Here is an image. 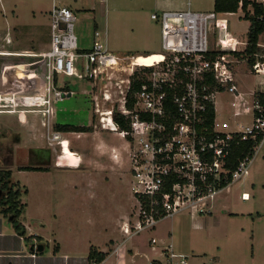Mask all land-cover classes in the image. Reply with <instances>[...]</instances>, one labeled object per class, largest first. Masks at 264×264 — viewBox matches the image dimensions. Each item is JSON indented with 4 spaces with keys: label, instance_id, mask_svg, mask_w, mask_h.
<instances>
[{
    "label": "rangeland",
    "instance_id": "rangeland-1",
    "mask_svg": "<svg viewBox=\"0 0 264 264\" xmlns=\"http://www.w3.org/2000/svg\"><path fill=\"white\" fill-rule=\"evenodd\" d=\"M52 2L59 5L71 4L75 8L74 32L80 47L87 48L91 45L94 26L101 30L106 27L109 50L125 56L123 63L128 64L135 53L163 52L160 44V23L150 17L152 12L160 13L162 10L187 8L194 11H208L213 10L214 0H106V2L0 0V66L24 64L28 69L37 70L36 64H25L32 60L31 57L10 54H14L13 52L38 53L48 47L47 14ZM248 8L251 9V7ZM242 15L243 12L238 10L228 18L230 31L238 38L245 39L249 20L243 19ZM213 39L215 34L209 38V40ZM259 39L264 42V32ZM7 53L10 54L7 55ZM131 67L134 73L147 66ZM237 71L242 91L251 89L253 86L257 87L255 84L264 79L263 75L251 77L244 66L237 68ZM127 73L121 69L113 74L111 82L103 78L94 85L85 79L63 76L64 83L71 90V94L51 101L55 111L52 115H49L48 111L46 114H42V111L27 112V117L24 113L25 121L20 122L15 119L14 113L0 112V131H5L8 142L20 140L13 145L14 149H17V155L23 153L26 147L43 144L50 147L54 156V159L47 164L46 171L18 175L20 180L17 181L21 198L28 203L27 208L23 207L22 215L28 217L31 214L29 217L33 218L35 209L38 207L42 209L41 216H37L40 222L48 223L50 219H53V223L57 222L53 226L54 229L57 226L65 228L69 226L68 229L75 231V233L62 231L57 234L44 231L46 234L42 233V235L49 241L41 242V244H48L45 245V252L59 243L61 248L68 249L78 256H85L90 242L105 246L107 240L105 235H97L98 232H93V227L85 223V217L83 218L81 213V209L85 208V213H91L93 218L98 216L99 204L96 203V199L100 200L102 211L105 207L106 211L114 212L112 216L116 223L124 215H128L127 219L130 223L133 222L137 203L132 193V179L128 169V151L132 144L128 146L127 141L117 132L103 129L98 119L100 110L109 107L112 101L118 104L117 100L121 94L120 87L118 89L115 82L127 77ZM55 82H57L56 76ZM121 87L124 88V83ZM105 91L111 95L109 101L103 98ZM17 95L9 90H0V109H20L21 98ZM229 95L219 93L216 96V109L219 118L232 120ZM93 96H96V100H93ZM96 105L99 108L97 112ZM249 120L250 115L243 116L242 125ZM55 122L90 125L92 130H70L54 138L52 133L57 131L54 127ZM65 138L69 140L71 149L68 141L64 142ZM7 140L4 139V141ZM63 146L74 151L75 160L79 161L78 168H60L54 165ZM12 167V169L15 168L14 165ZM244 191L248 194L247 199L242 198ZM81 196L85 197V207L79 205ZM210 204L209 213L194 214L180 211L162 218L156 224L157 230L156 228L144 229L125 239H121L125 233L119 226L122 234L117 233L116 237L123 243L117 251V257L121 258L122 254L128 255L132 264H149L151 260L159 258L164 262L162 250L172 246L176 252L187 255V264L249 262L251 248L246 246L247 233L243 236L236 235L233 239L225 241L220 240V232L226 228L236 230V228L254 227L264 230V141L253 155L249 172L236 179L230 186L219 190ZM19 218L20 216L16 218V221ZM70 221L72 225L67 224ZM152 236L156 239L157 250L162 252L161 255L153 253L154 250H151L148 245ZM127 245L132 248L131 253L126 250Z\"/></svg>",
    "mask_w": 264,
    "mask_h": 264
},
{
    "label": "built area",
    "instance_id": "built-area-1",
    "mask_svg": "<svg viewBox=\"0 0 264 264\" xmlns=\"http://www.w3.org/2000/svg\"><path fill=\"white\" fill-rule=\"evenodd\" d=\"M258 2L264 4V0ZM234 13L189 8L152 12L150 17L160 23L163 57L140 71L141 83L132 106H128L126 95L133 60L124 64L125 56L109 50L106 27H95L91 45L80 47L74 32L76 13L68 6L51 7L46 49L38 53H7L31 57L25 64H36L37 70L20 67L24 64L0 66V90H9L21 98L20 109H10L16 120L27 112L48 111L52 115L51 101L71 94L63 76L85 79L94 85L103 78L111 82L113 74L121 69L128 72L127 77L115 82L121 94L118 104L112 101L99 111L98 117L103 129L117 132L128 146L132 144L128 169L137 208L133 222L127 219L120 226L125 237L151 229L162 218L180 211L209 213L211 199L225 187L218 183L228 173L230 183L247 174L253 158L239 159L230 171L227 158L231 142L236 138L254 140L255 153L264 141V110L258 98L264 93V79L255 84L257 87L242 91L237 71L244 66L251 77L264 76V42L258 39V50L237 56L235 53L244 50L248 42L230 31L228 16ZM214 34L215 39L209 40ZM219 93L230 94L232 120L219 118ZM93 98L96 100V96ZM103 98L109 101L111 95L105 91ZM30 99H37L39 105L27 104ZM115 112L128 122V129L119 128L113 119ZM246 115L250 120L242 125ZM52 136L57 138L59 134L54 132ZM242 198L247 199L248 194L243 192ZM149 242L155 243V238L152 236ZM162 252L164 262L153 259L149 264H187V255L172 246Z\"/></svg>",
    "mask_w": 264,
    "mask_h": 264
},
{
    "label": "crops",
    "instance_id": "crops-1",
    "mask_svg": "<svg viewBox=\"0 0 264 264\" xmlns=\"http://www.w3.org/2000/svg\"><path fill=\"white\" fill-rule=\"evenodd\" d=\"M53 5L68 6L73 10L75 9L71 6V4L59 5V4H55L54 2H52L51 7ZM49 11L47 14V17H48L47 23H49ZM229 22H230V19H229ZM48 29H49V26H48ZM135 54H139V53H135ZM53 113H55L54 108H53ZM21 115L22 116L19 117L18 120H20V122H24L26 119L25 114L21 113ZM56 132L59 134V136H62L63 133L67 131H56ZM64 140L65 141L67 140L68 145H69V140L66 138ZM262 143H260V145L257 147L256 152L258 151ZM69 148H70V145H69ZM74 159H75V155H74ZM76 161L79 162L77 159ZM54 165L60 168H63V167L78 168L79 167V165L76 167L58 166L56 165V163ZM12 170H13V173H15L17 176L18 175L24 176V175H27L28 173H31V174L40 173L38 171H19L17 172L15 169H12ZM248 172H249V169H248ZM235 181H232L230 184L234 183ZM230 184H228L227 186H230ZM80 199L81 200L79 202V205L85 207V204H84L85 197L81 196ZM20 201L24 204V207L27 208V205H28L27 201L23 200L22 198L20 199ZM95 201L97 204H99L98 205V209H99L98 216L93 218L91 213H88V212L85 213V208L81 209V213H83L82 214L83 218L85 217V223L93 227L94 229L93 232H98L96 233L97 235L104 234L105 239L107 238V240L105 242V246H103L102 244H95L94 242H90L87 246V251H86L85 256H78L77 254H74V252H70L68 249L61 248L59 243L56 244L51 250L49 251L47 250L46 252L44 251L46 248L45 245H48L47 243L49 242L42 235V233L46 234V232L44 231H50L51 234H57L62 231H70L72 233H75V231L73 229L72 230L68 229L69 226H67L66 228L57 226L55 227L56 229H54L53 226L56 225L57 222L53 223V219H50L48 223L40 222L41 220L37 218V216H41L40 214L42 210L41 208L39 209L37 207L35 209L36 211H35V214L33 215L34 216L33 218L29 217L31 216V214L28 215V217L22 214L20 215V218L17 220V222L21 224L19 231L21 230L23 232L22 235L14 227L13 216L11 215L7 217L0 210V264H130V263L132 264V261H130V258L128 257V255L124 254L123 256L122 254L121 258L117 257V251L120 250V246H121V243H123V241L121 242L116 237V234L117 233L122 234V231L119 229V226H121L122 223L127 219L128 215H124V217L120 221L118 219L116 223L115 219H113V216H112L114 212L111 213L110 211H106L105 207L102 211L101 206H100V200L96 199ZM71 222L72 221H70L67 224L72 225ZM153 228L154 229L156 228L157 230V225ZM246 233H247L245 237L247 241L246 246H249L251 248V254H250V261L249 262L245 261L244 264H264V230H259V228H254V227H249L248 229L247 228L246 229L236 228V230H229L228 228H226L224 231L220 232V237H221L220 240L229 241L233 239L236 235L243 236ZM123 238L125 239L126 237L122 235L121 239ZM44 240H46L47 243L41 244V242ZM38 245H42V249L35 250L36 246ZM148 245L151 250H154L153 253H158L159 255H161L162 252H159L157 250L156 242L151 244L148 241ZM90 246H94L98 251H102L105 253V257L103 258L102 261L98 263H94L93 261L88 260L87 255H88ZM131 249L132 248L129 247L128 245L126 246V250H129L130 253L132 251Z\"/></svg>",
    "mask_w": 264,
    "mask_h": 264
},
{
    "label": "trees",
    "instance_id": "trees-1",
    "mask_svg": "<svg viewBox=\"0 0 264 264\" xmlns=\"http://www.w3.org/2000/svg\"><path fill=\"white\" fill-rule=\"evenodd\" d=\"M241 1V7L239 5ZM241 9L243 12V19L249 20V26L247 30V42L245 49L242 51H237L235 54L237 56H244L248 53H252L259 49V47L256 45L259 36L264 31V4L262 2H258V0H214L213 2V10L218 13L223 12H237L238 9ZM248 7H251L248 8ZM148 54V53H146ZM149 67H142V70H146ZM134 72L131 76V85L127 92V104L128 106H132L134 103V93L138 89L141 83V72ZM259 101L263 107L264 110V93H260L258 95ZM171 107V106H170ZM213 117V112H211L210 107V116L209 121H211ZM113 119L117 122L120 129H128L129 124L127 121H125L117 112L114 113ZM54 127L57 131H91L92 127L89 126H83V125H73L69 123H58L55 122ZM257 144L256 141L251 139L246 140H239V138H236L231 142V148L230 153L227 158V163L229 166L230 171L233 170L234 166L237 164L239 159H242L244 157H252L254 154V146ZM39 170H44V168H40ZM7 176V175H6ZM231 181V174L228 173L226 178H223L218 185L220 186H226ZM20 194L19 190L14 191L13 195H11V198L6 199L5 201H0V210L1 212L8 216H13V222L14 227L16 230L19 231V228L21 227V224L16 221V218L20 216L24 204L20 201V198L18 196ZM20 234L22 235L23 232L20 230ZM105 257V253L102 251H98L94 246H90L89 252L87 255L88 260L93 261L94 263H98L103 260Z\"/></svg>",
    "mask_w": 264,
    "mask_h": 264
},
{
    "label": "flooded vegetation",
    "instance_id": "flooded-vegetation-1",
    "mask_svg": "<svg viewBox=\"0 0 264 264\" xmlns=\"http://www.w3.org/2000/svg\"><path fill=\"white\" fill-rule=\"evenodd\" d=\"M5 138L7 140L5 131H0V201L11 198L13 192L19 190L17 181L20 180V177L13 173L12 165L15 166L14 169L17 172H42L46 171L47 164L54 159L50 147L43 144L26 147L23 153L17 155V149H14L13 145L19 143L20 140L8 142V140L4 141ZM40 168H44V170H39ZM21 186L23 185L21 184ZM18 196L21 198L20 194Z\"/></svg>",
    "mask_w": 264,
    "mask_h": 264
},
{
    "label": "bare ground",
    "instance_id": "bare-ground-1",
    "mask_svg": "<svg viewBox=\"0 0 264 264\" xmlns=\"http://www.w3.org/2000/svg\"><path fill=\"white\" fill-rule=\"evenodd\" d=\"M162 57L163 56L161 52L154 51V52H149L148 54H135L131 57V59L133 60L134 65L143 66V65H151L153 63H156V61L161 60ZM8 67H11V66H8ZM20 67L25 68V65H20ZM6 76L7 75L5 74L3 75L4 80H6ZM27 104L37 106L39 105V101L37 99H30ZM5 111H7L8 113L12 112V110L10 109H0V112H5ZM55 163L58 166H69V167L78 166V162L74 159V151L70 150L67 146H63L60 152V155L58 156V159L56 160Z\"/></svg>",
    "mask_w": 264,
    "mask_h": 264
},
{
    "label": "water",
    "instance_id": "water-1",
    "mask_svg": "<svg viewBox=\"0 0 264 264\" xmlns=\"http://www.w3.org/2000/svg\"><path fill=\"white\" fill-rule=\"evenodd\" d=\"M68 95H70V93H67V96ZM40 249H42V245H38V246H36V248H35V250H40Z\"/></svg>",
    "mask_w": 264,
    "mask_h": 264
}]
</instances>
